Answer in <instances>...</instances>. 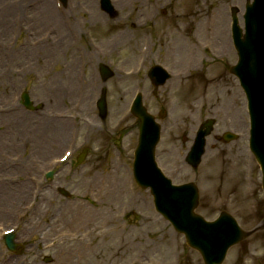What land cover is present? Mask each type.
<instances>
[{
	"label": "rangeland",
	"instance_id": "1",
	"mask_svg": "<svg viewBox=\"0 0 264 264\" xmlns=\"http://www.w3.org/2000/svg\"><path fill=\"white\" fill-rule=\"evenodd\" d=\"M111 2L117 11L114 20L99 10L98 0H67L59 9L56 0H0V194L7 197H0V263L10 258L8 264H202L184 238L155 213L149 192L133 183L138 122L128 107L136 91L150 114L166 112L158 121L156 162L173 184H196L198 214L211 221L226 211L244 229L263 216L259 169L247 148L244 97L228 73L236 61L228 33L229 9H242L245 0H174L170 7L169 0ZM167 7L171 16L162 17L160 11ZM174 10L187 15L195 11L198 30L189 31L186 17L188 28L175 26L177 31H171L168 22H174ZM58 11L64 12L62 18ZM139 14L143 17L138 20ZM123 34L124 45L115 47L112 39ZM141 37L150 55L139 70L128 74L141 55L137 51ZM135 40L136 49L129 48ZM188 47L195 56L190 66L178 58ZM99 63L114 72L105 85L107 117L102 123L94 106L101 86ZM151 63L165 66L170 74L157 89L146 78ZM62 74L71 85L65 90L70 98L64 100L66 106L63 86H56L62 84ZM23 93L39 105L38 111L22 107ZM63 115L66 122H59ZM206 119H213L215 126L206 138L199 167L192 171L184 156ZM33 122L39 125L34 132ZM111 131L121 139L117 147L111 144ZM225 132L236 133L238 140L217 142L215 138ZM67 144L72 145L71 164H52L68 150ZM82 147L86 153L76 165ZM111 162L120 164L107 179L109 190L93 178L108 174ZM51 169L52 179L39 180L40 190L34 191V179ZM23 186L27 193L20 197L21 205L33 204L11 213ZM58 188L68 197H62ZM9 229L21 243L15 255L1 240ZM223 264H264V232L230 249Z\"/></svg>",
	"mask_w": 264,
	"mask_h": 264
},
{
	"label": "water",
	"instance_id": "2",
	"mask_svg": "<svg viewBox=\"0 0 264 264\" xmlns=\"http://www.w3.org/2000/svg\"><path fill=\"white\" fill-rule=\"evenodd\" d=\"M103 6L109 8V3L103 0ZM250 11V10H249ZM253 21H249L252 27ZM264 30V28H263ZM253 34V32H250ZM261 46H256L255 40L248 36L239 45V39L234 34V42L239 51V64L233 70L240 79L248 102L251 122V149L260 164L263 173L264 188V31L260 38ZM263 50L262 56L259 52ZM257 61H252L256 60ZM26 103L27 99L24 98ZM103 103H101V108ZM135 115L141 121L139 145L135 152L134 177L137 184L149 188L154 199L156 210L172 223L174 228L185 234L189 246L197 249L205 264H219L226 249L238 242L243 234L234 221L226 215L213 224H205L202 219L193 215L192 210L197 202V192L193 185L173 187L156 168L153 150L158 141V126L145 113L140 101L134 107ZM211 122H207L200 130L193 148L187 156V162L196 167L203 153V137L210 131ZM227 139L229 136L226 137ZM231 138V137H230ZM6 245L11 247V239H6Z\"/></svg>",
	"mask_w": 264,
	"mask_h": 264
},
{
	"label": "bare ground",
	"instance_id": "3",
	"mask_svg": "<svg viewBox=\"0 0 264 264\" xmlns=\"http://www.w3.org/2000/svg\"><path fill=\"white\" fill-rule=\"evenodd\" d=\"M121 1H123L124 2V0H121ZM136 2L137 1H139V0H135ZM53 13V12H52ZM94 13V12H93ZM54 14V13H53ZM55 15V14H54ZM58 16L59 17H61L60 16V14L58 13ZM61 19V18H60ZM127 38V36L125 35V34H123V36H121V35H118V37H117V39H116V43H117V46L118 47H121L122 45H124V44H121V42L122 41H124L125 39ZM141 44H142V42H141ZM190 49V50H189ZM194 55V53H192L191 52V47H188V49H187V51H185V50H182L180 53H179V55H178V58H180V61L181 62H183V63H185V65H187V66H190V64L195 60V56H193ZM126 64V63H125ZM122 68V67H121ZM70 88H71V85H69V90H70ZM32 128H33V132H34V125H32ZM59 144H61V140L59 139ZM67 161V160H66ZM40 162V164L41 163H43V161H39ZM1 166H2V163L0 162V169H1ZM3 166H6V165H3ZM107 189H109V190H112L111 188H109V187H106ZM20 190H21V192H20ZM17 191H19L20 193H19V198L20 197H22L23 195H25L26 193H27V189H26V186L24 187H20ZM0 193H3V191L0 189ZM0 197H4V194H0ZM17 197H18V195H17ZM15 205H16V208H15V210L18 208V204L17 203H15ZM12 213V212H11ZM0 217H2L1 216V210H0ZM5 217L8 219V218H10L11 216H10V214L9 215H5Z\"/></svg>",
	"mask_w": 264,
	"mask_h": 264
}]
</instances>
